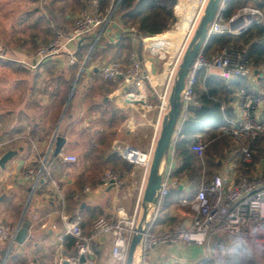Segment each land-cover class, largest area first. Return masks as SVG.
<instances>
[{
  "label": "built area",
  "instance_id": "1",
  "mask_svg": "<svg viewBox=\"0 0 264 264\" xmlns=\"http://www.w3.org/2000/svg\"><path fill=\"white\" fill-rule=\"evenodd\" d=\"M208 1L196 0L194 21L181 49L171 63L167 80L161 92L154 74L146 67L136 52L129 56L127 64L120 61H109L91 68L92 71L96 70L101 80L118 82L124 101L129 103L132 108L149 98L145 92L149 87L158 96L159 111L150 148L140 150L126 144L118 151L122 160L142 171L139 199L132 215L118 213L117 216L96 218L90 232L86 233L80 218H69L65 214L63 188L51 174L46 163L47 158H40L36 165L26 170V176L32 180L34 190L40 187L49 188L52 196L62 203L63 230L58 237L55 249L61 251L65 242L68 239H73L74 253L68 256L60 253L56 264H81V258H84L85 264H95L94 244L101 239H105L110 244L114 264H125L131 241L136 235H140L141 238L134 256V264H149L151 251L164 245L194 244L204 249L203 256L197 260L177 261L182 264H226L237 244L247 245L264 253V176L261 174V176L253 178L247 169V166L255 164L254 153L261 138L264 137V120L261 118L262 111L260 109L263 94H254L241 86L232 94V101L238 106V113L235 117L228 116L226 110L230 107L223 105L221 111L224 114V123L218 129L220 135L229 136L239 142V158L231 161L221 173L211 176L210 179H205L206 174H204L203 182L195 198L181 200V205L190 208L193 213V218L188 225L160 228L158 226L159 213L165 208L170 191L179 185L172 176L174 158L170 150L163 165V179L160 190L157 192V202L150 209L146 227L144 229L139 227L141 221L138 219L140 203L147 184L162 121L169 109L168 102L172 87L184 52L204 14ZM226 1L220 2L216 16L208 28L207 40L212 35L240 34L252 26L259 25L264 20V15L259 9L246 5L240 8L229 21H226L223 16ZM119 2L120 0L102 15L99 11V0H87L86 7L77 18L73 29L68 34H60L58 39L42 49L38 53L39 58H36V64L24 65L35 69L38 64L54 58L61 62L65 61L69 65L77 64V48L83 40L87 36L94 35V48L100 38L106 37L111 27L115 25L114 13ZM176 26L177 22L171 30L176 29ZM146 39L141 41L145 50L151 49L150 53L152 55L159 54L160 59L166 57L168 48L155 51L145 43ZM205 44L186 77L181 93L183 117L180 126H178L179 123L177 125V133L185 119L187 110L200 104V94L196 91L199 72L205 71L210 76L222 79L225 83L240 79L249 85L256 84L261 77L258 73L256 74L258 70L249 64L245 54L223 48L209 59L204 54ZM84 69L85 66L83 71ZM83 71L80 72V75L84 74ZM4 145L5 143H0V148ZM206 145L199 138L192 146L193 152L200 160L204 158ZM60 157L66 163L78 162L75 155L60 153ZM102 185L121 189L124 186V177L117 171L107 170L103 173ZM86 190L89 191V189ZM0 241L8 244V255L15 243V233L9 225L0 224Z\"/></svg>",
  "mask_w": 264,
  "mask_h": 264
},
{
  "label": "crops",
  "instance_id": "2",
  "mask_svg": "<svg viewBox=\"0 0 264 264\" xmlns=\"http://www.w3.org/2000/svg\"><path fill=\"white\" fill-rule=\"evenodd\" d=\"M174 15L177 20L176 27H178L181 23L180 17L175 12ZM19 19H22V15L19 17ZM193 21L194 20L192 17L188 30L191 27ZM11 29L15 32L17 29L16 25L11 26ZM168 32L169 31L162 33L161 35L165 36ZM68 33H64V35ZM5 37L6 34L0 33V71H4V74L0 76V143H5V145L0 148V158L8 150L17 151V154L7 163L4 169H0V224L9 225L15 235L23 220L29 219L31 221V227L27 240L22 245L16 246V244H14L8 255V244L4 241H0V264H3L4 262L5 264H56L57 257L60 253L66 256L74 253L73 245H71V247L69 246V239L67 242H65L61 251L55 249V245L58 243V237L63 230L62 203L61 201L57 200V198L52 196L49 188L40 187L34 190L32 180L26 176V170L29 167L36 165L40 158H48L49 155L53 154L55 148L54 137L55 134L58 133L61 124H63L64 128H67L69 124L79 122V124H75L76 126L73 125L76 133H72L71 135H68L67 138H65L66 144L63 147L61 153L66 154L65 152L70 148H79V133H82V131H86L88 135L90 134L91 137H95V139L98 136L108 135L111 132H115L112 148L119 156L118 151L122 148H119L120 144L122 145V141L119 139V136L122 134V129L117 127L122 124L124 120H126V116L123 114V112L126 110V107L131 110L133 108L129 103L124 101L122 89L118 82L103 81L101 78H99L96 70H91V68H94L100 64H98L99 62L97 63L96 60H93V62L91 60L90 62V60H88L90 59V53H88L80 65L77 78L74 83L76 87L79 86L83 89V91L80 93L81 99L79 100V102H81V106L78 104V108H80L79 112H77V115L71 112L72 119L69 121V123L66 124V122L62 121L57 129L51 133V130L48 126L49 123L47 122L48 120H46L47 118L43 115V107H45V98L43 96L44 91L39 92L38 89L39 77H37V75L38 70H40V66L43 64H38L35 69L22 64L20 60H17L16 49L11 51L10 49L8 50V48H5V46H1L4 40L6 42ZM2 38H4V40ZM104 38L107 40L106 43L117 42L119 38V27L116 23L111 27ZM185 38L186 37H184L180 43L176 45H169L167 47L169 50L168 54L165 58L161 59L159 68H155L153 66V61L151 59H147V57L144 55V51L146 50L143 46V43L141 42L142 50L141 53H138V55L141 59L145 58L144 63L151 73L154 74L155 72L158 75H162L164 79L160 83L166 82L167 75L164 74H168L169 68L172 65L171 63L175 59L178 51L181 49ZM135 44L139 45V41L136 39L133 40L134 47ZM105 46L106 45H102L101 48L103 49ZM78 50L79 47L77 48V53ZM90 52H92V50ZM9 54H14L13 58L11 57L12 55ZM8 56L11 58H8ZM53 60L55 63H57L55 65L58 68L62 67L65 69L64 67L70 68L74 66L66 64L65 61L61 62L55 58ZM6 61L19 64H7ZM84 66L85 69L83 71ZM22 69H26L31 73L35 72L33 73L34 76L30 78L31 80L28 79V83L30 85L29 92H27L25 94L26 97L24 96L23 98L26 100V106L22 105L21 101L18 104L16 102L18 91H20L22 86L26 84V80L22 78L21 75V77L19 76L17 78V74H22ZM81 70L84 73L83 75H80V72H82ZM10 71L13 74V77L6 76L8 73H10ZM257 73L259 74V71H257L256 74ZM261 78L262 76L260 77V80H258V82L254 85L247 84L248 89L245 87L244 88L250 92H253L254 94L262 93L264 95V92L261 90L259 85ZM34 84L37 86L36 88H34ZM113 86H115L113 90L107 91L109 87ZM236 90L237 88L232 94H234ZM13 92L14 94H12ZM88 92H94L95 95L93 97V102H101L103 106L106 107V109L101 108L90 111L87 99ZM34 94L41 95V100L38 104L40 107L35 101L33 102V99L35 98ZM232 94L228 106L230 107L229 109L231 110L232 116L235 117L239 110L238 106H236L232 101ZM114 101L118 106L111 107L110 102ZM13 103L15 105H13ZM260 109L262 111L261 118L264 120V98L262 99ZM113 110L120 111L125 116V119L117 127L111 129L99 121L102 119V117L108 120L110 118L109 113ZM105 111L107 113L103 115ZM36 113H40L44 123L40 122ZM125 113L128 112L125 111ZM64 115L65 114H63V116ZM129 115L133 116V112L131 111L128 113V116ZM75 117H78V120L74 119ZM153 138L154 134L147 149L145 150L150 148ZM235 142L237 147L234 149L229 148L228 151L225 150V154L229 155L228 161H225V164L219 161V167L224 165L225 168L231 161L239 158L240 144L236 140ZM230 152H232V154H230ZM262 162L264 165V159H262ZM73 166L74 165L70 166L69 164L66 165L63 163V161L59 160H54L48 165L51 174L60 182L63 188L64 201H66L65 190L75 188V183L81 174L84 176L87 175V173L84 174L85 170H83L84 172L79 175L69 172ZM175 167L176 162L174 161V168ZM100 182L101 183L96 185V187H92V185L89 183H86L83 186L82 207L84 205L85 207L89 206L93 209L95 208L102 213V216H117L118 213H124L127 216H130L128 214L130 213L132 215L137 205V196H135L131 189L105 187L102 185V177L100 178ZM179 184L180 190H182L183 193L179 196H171L169 204L166 205L165 208L159 213V227L165 226L168 228H176L186 226L193 218V213L190 208L189 213L183 212L181 209H179V207L182 206L181 200L188 197L186 193L189 190L187 181H181ZM86 189H89V191ZM63 208L65 210V214L69 218H73L67 213L65 205ZM184 213L188 216H186L184 219L185 222L180 224V221L182 220L179 221V219L182 218L179 217L182 214L184 215ZM91 226L92 223L85 226V232H90ZM94 253L95 264H114V261L111 257L110 244L105 239H101L94 244ZM203 254L204 249L194 244L158 246L151 251L149 256V264H175L178 260L194 261L201 258Z\"/></svg>",
  "mask_w": 264,
  "mask_h": 264
},
{
  "label": "trees",
  "instance_id": "3",
  "mask_svg": "<svg viewBox=\"0 0 264 264\" xmlns=\"http://www.w3.org/2000/svg\"><path fill=\"white\" fill-rule=\"evenodd\" d=\"M48 1L50 4L63 2L59 12L51 10L53 15L58 16V20L60 15H64L67 10L75 12L83 5L86 7L87 3V0ZM99 2V11L103 15L112 5L116 4L118 0H113V3L112 0H99ZM176 4L177 0H120L114 13V19L119 27V38L117 42L105 43L106 46L102 49V45H100V42L104 39V37H102L93 48L95 36H87L79 46V60L82 61V56L88 54L91 50L92 53L90 59L94 58V53L99 49H106L110 50L112 55L116 57V59H112L114 61H120L117 60V58L126 56L125 63H123L127 64L129 56L135 50L133 45L134 39L138 40L141 45L142 39H151L152 37L169 31L175 25L177 20L174 15V7ZM246 5H251L259 9L264 15V0H227L226 8L223 13L224 19L229 21L240 8ZM28 14L30 17L35 15L38 17L35 20V24H31L32 26H37L41 22L50 24L52 21L50 18L47 19L45 16H40V10L38 8L28 12ZM22 24L23 20L21 19L19 21V26H22ZM31 25L28 27H32ZM61 27V25L57 26V28ZM5 48H8L6 44ZM223 48H228L229 50L246 55L249 64L258 70L259 74L262 76L259 85L264 92V20L259 25L252 26L240 34L212 35L205 44L204 54L207 58L211 59ZM6 62L7 64H11L10 61ZM80 65L81 64L77 63L70 67L66 76L63 70H61L62 74L60 73L56 76L55 71L58 67L55 64L43 65V67L46 66V70L50 73V76H52L48 83L46 94L48 97L47 100L52 102L54 112L49 114L46 110L44 113V116L48 120L51 133L58 127L62 107L68 102L76 80L77 74H75L74 71L76 70V73H78ZM240 86L248 89L246 82L240 79L225 83L222 79L210 76L205 71H201L198 74L196 91L200 94V104L187 110L185 119L171 147L173 158L176 162V167L172 172V176L177 179L178 183L181 181H187L189 185V190L186 193L188 197L185 199H194L200 189L204 179L202 163H205L204 168L206 167L209 175L213 174V169L219 168V161H214L209 157V149L211 146L218 145L222 140L231 138L229 136H222L218 132L220 125L224 123V114L221 111V107L223 105L228 106L231 94ZM50 87H53V89H50ZM94 95V92H88L87 94L89 110L91 111L93 109L101 108L106 109L101 102H93ZM70 109L71 102L66 111L65 118L63 119L66 124L72 119ZM106 113L107 112L105 111L103 115ZM226 113L228 116L232 117L229 108H227ZM109 114L110 118L108 120L102 117L99 122L111 129L117 127L125 119V116L118 110H113ZM38 119L42 123L40 115H38ZM75 124H79V122L71 123L67 128H64L63 124H61L57 136L67 138L68 135H71L72 133L75 134L76 131L73 127ZM114 134L115 132H111L108 135H101L95 139V137H91L90 134L88 135L86 131L79 133V144L84 147L82 157L84 162L88 164L85 169L87 175L84 176L81 174L75 183V188L66 192L65 209L70 217H78L81 219L83 229L88 224L93 223L96 218L102 216V213L95 208L93 209L89 206L85 207L84 205L82 207L83 186L86 183H89L92 187H96V185L100 184V178L102 177L105 168L132 169L133 167L123 161L112 148ZM203 135L207 138V145L204 158L203 160H200L193 152L192 146L199 138L203 140ZM262 141H264V139L260 142ZM258 154L264 158V150L260 148L259 145L254 153L255 160L258 158ZM54 160L63 161L60 155L54 156L51 154L46 160L47 165ZM63 163L71 166L78 162L66 163L63 161ZM252 167L253 165H249L247 166V169L249 170ZM179 186L180 184L177 188L170 191L165 206L169 204L171 196H179L183 193ZM69 241V246L71 247V245H73V239H69ZM249 248L250 246L242 244L234 246L226 264H264V253L258 250V252L263 255H257ZM175 264L182 263L177 262Z\"/></svg>",
  "mask_w": 264,
  "mask_h": 264
},
{
  "label": "rangeland",
  "instance_id": "4",
  "mask_svg": "<svg viewBox=\"0 0 264 264\" xmlns=\"http://www.w3.org/2000/svg\"><path fill=\"white\" fill-rule=\"evenodd\" d=\"M62 3L50 4V2L48 0H0V33L6 34V37H5L6 43H5L4 38H2L4 41L2 40L3 42H2L1 46L4 47L6 44L11 51L16 49L17 50V60L22 61V64H36V62H37L36 58L38 57V53L42 49L48 47V45L51 42L58 39V36L60 34H64L66 32L68 33V31H71L73 29L75 23H76L77 18L79 17L81 12L85 9V5H83V6L79 7V9L75 12H70L69 10H67L64 15H60L59 20H58V16L53 15L51 10H55L56 12H59V10L61 9V5H63ZM184 5H180V7H179L180 9H178V11H176V14L180 17V22H181L178 26L179 29L177 30V28H176V29L171 30L172 29L171 28L169 30V32L165 35L164 39L162 36L159 37L158 39H160V40H168L169 39L172 41L171 45H174V44L176 45V44L180 43L181 40H183L184 37L182 38V36H183L185 29L189 25V20L192 16V11L197 6L196 0H185ZM36 8H38L40 10V16L42 15V16H45L47 19L50 18L52 20L50 24H47L46 22H41L37 26L31 25V24H35V20L38 17H37V15L30 17L28 12L33 11ZM183 9H185V10H183ZM180 12H181V16H180ZM21 15H22L23 24H22V26H19V20H20L19 17ZM2 17H4V18H2ZM13 25H16V28H17L15 32L12 31V29H11V26H13ZM30 25L32 27H28ZM60 25L62 27L57 28V26H60ZM166 37H168V38H166ZM155 39H156V37H155ZM147 40H150V39H147ZM152 41H154V38L152 39ZM106 42H107V40L104 38L100 42V45H105ZM167 43H169V42L167 41ZM150 48H153L155 51H160V50L162 51V49H165V50L167 49L166 45H163V44L157 45V46L151 45ZM141 50H142L141 45L135 44V51L134 52L141 53ZM150 50L144 51V55L147 57V59H151L153 61V66L155 68H159L160 64H161V59L159 57L160 55L159 54L152 55L150 53ZM89 53L91 56L92 52H89ZM9 55H12L11 57L13 58L14 54H9ZM86 55H88V54H84L82 56L83 60L85 59ZM90 56H89V58H90ZM11 57L8 56V58H11ZM125 57L126 56H122L120 58H117V60H120L121 63H123V62L125 63ZM112 59H116V57H114V55H112V52L110 50L99 49L98 51H96L94 53V58L88 59V60H90V62H91V60H92V62H93V60H96L97 63L99 62L98 64H102L103 62L114 61ZM144 59L145 58H142V62H145ZM78 60H79V58H78ZM83 60L82 61L79 60V64H82ZM11 64H19V63H11ZM40 64L45 65V64H57V63H55V61L52 59V60H47L45 62H42ZM43 65L40 66V70H38L37 77H39V80H38L39 92L44 91L43 92V96L45 98V107H43V115H44L46 110L48 111L49 114H52L54 112L53 111L54 108H53L52 102L47 100L48 97L46 94L47 86H48V83L50 82L52 76H50V73L46 70V66L43 67ZM64 68L65 69H63L62 67H59L55 71L56 76L60 73L62 74L61 70L64 71L65 76H66L68 74L69 68H67V67H64ZM74 72H75V74H77L76 70ZM10 73H11V71H10ZM10 73H8V75H6V76L13 77V74L12 73L10 74ZM17 73H18V71H17ZM33 73H35V72H33ZM33 73H31L30 71H27L26 69H22V74H17V78L21 75L22 78H24L26 80V84L23 85L22 88L20 89V91H18V93H17L18 94L17 99H16L17 104L20 103V101H21L22 105H25V106L27 105L26 100H24L23 98H24L25 94L27 92H29L30 85L28 83V81H29L28 79H30L32 76H34ZM2 74H4V71H0V76H2ZM164 75H167V74H164ZM154 76H155L156 82L159 83V88H160L159 91L161 92L163 90L165 84L160 83V82L164 78L162 77V75H158L155 72H154ZM76 78H77V75H76ZM46 80L48 83L46 82ZM36 87L37 86L34 84V88H36ZM114 87L115 86L109 87V89L107 91L113 90ZM50 89H53V87H50ZM81 91H83V89L81 87H79V86L76 87L75 84L73 85V88H72L71 94H70V98H69L68 102L62 107V113H61V117H60L58 126L61 124V122L65 118L66 111L68 109L70 102H71L70 112H72L75 115H77V112H79L80 108H78V104H80V106H81V102H79V100L81 99L80 98ZM145 92L149 96V98L147 100H145L143 103H139L132 110L126 107L125 111H127L128 113H130L132 111L133 116H130V115L128 116V113H125V111L123 112V114L126 116V120H124V122L117 127V128L122 129V134L119 136V139L122 141V145L120 144L119 148L123 147L124 144H129V145H132V146L139 148L140 150H145V149H147L150 141L152 140V136L154 134V125H155L156 119L158 117V111H159L158 96H157V93L155 91H153L151 87L147 88V90ZM12 94H14V92ZM40 100H41V95L36 94L35 98L33 99V102L35 101L38 105L40 103ZM13 105H15V104L13 103ZM38 106L40 107V105H38ZM110 106L116 107L118 105L114 101V102H110ZM36 114L40 115V113H36ZM63 114H65V115L63 116ZM182 117H183V113H181L178 126H180V124H181ZM74 119L78 120V117L77 118L75 117ZM42 122H43V119H42ZM48 126H49V124H48ZM125 126H126V128H125ZM177 134L178 133H177V129H176V132L174 133V136H173V140L177 137ZM203 137H204L203 142L206 143L207 138H205L204 135H203ZM263 139H264V137L261 138V140H263ZM235 147H237L235 140H233L231 138L226 139V140H222L218 145L210 147L209 157L212 158V160H214V161H221L223 164H225V161H228V158H229V155L225 154V150L228 151L229 148L234 149ZM259 147L264 150V141L259 142ZM83 148L84 147L79 146V148H70L65 152L66 153L65 155H75L78 158V163L75 164L73 166V168H71L69 170V172L79 175V174L83 173L84 172L83 170H85L87 168L88 164H86L84 162V159L82 157ZM262 159H264V158H262V156L260 154H258V158L255 160V164L253 165L252 168H250L248 170L249 174L253 178H257V177L261 176V174L264 176V165H263ZM201 163H202V161H201ZM202 166H203V175L206 174L205 179H210L211 176H213L215 174H219L224 170V165H222L221 167H219L217 169H213V171H212L213 174L209 175L207 173L208 171H207L206 167L204 168L205 163H202ZM107 170L117 171L123 175L124 186L122 187V189L130 188L131 191L135 194V196H137V202H138V197H139L138 191L140 190V187H141V171H140V169L135 168L134 166L132 167V169H127V168L117 169V168L108 167V168L104 169V172ZM86 173L87 172H85L84 174H86ZM101 175H102V173H101ZM67 191L68 190L66 189L65 192H67ZM179 209H181L183 212H186V213L190 212L188 207H182L181 206V207H179ZM142 212H143V210H142L141 203H140V209L138 212V219H141ZM128 214L131 215L130 213H128ZM186 216H188V215H185V213H184V215L183 214L180 215L179 218H182V219H179V221L182 220V221H180V224H183L185 222L184 219L186 218ZM176 220H178V219H176ZM160 228H168V227H165V226L161 227L160 226ZM249 249L251 251L255 252L257 255H263L262 253L258 252V250L253 248V247H250Z\"/></svg>",
  "mask_w": 264,
  "mask_h": 264
},
{
  "label": "water",
  "instance_id": "5",
  "mask_svg": "<svg viewBox=\"0 0 264 264\" xmlns=\"http://www.w3.org/2000/svg\"><path fill=\"white\" fill-rule=\"evenodd\" d=\"M222 0H209L208 4L202 15L189 43L184 52L182 62L179 66L176 79L174 81L171 95L168 102V112L164 115L161 130L158 139L155 144L152 164L147 180V184L142 196L141 207L142 217L140 221V229L146 227V220L149 215L150 209L157 202V192L160 190L162 179H163V165L166 158L169 155L173 144V136L176 132L177 125L181 116L182 102L181 93L185 86L186 77L190 68L192 67L195 59L197 58L201 48L207 41L208 28L216 13L219 9L220 2ZM257 72V71H256ZM55 148L54 156L60 155L63 147L66 144V139L55 134ZM17 151L8 150L0 158V169H4L7 163L16 156ZM31 227V221L29 219L23 220L15 235V243L22 245L29 237V230ZM140 235H136L130 244L125 264H134V256L136 253L137 246L140 242ZM84 258H81V264H84ZM66 264V263H65Z\"/></svg>",
  "mask_w": 264,
  "mask_h": 264
},
{
  "label": "bare ground",
  "instance_id": "6",
  "mask_svg": "<svg viewBox=\"0 0 264 264\" xmlns=\"http://www.w3.org/2000/svg\"><path fill=\"white\" fill-rule=\"evenodd\" d=\"M184 2H185V0H178V4L175 6V8H174V11L176 12V11H178V9H180L179 7H180V5H184ZM185 6V5H184ZM196 8V7H195ZM195 8L193 9V11H192V16H191V18H190V20H189V24H190V22H191V19H192V17H193V15H194V12H195ZM183 10H185V9H183ZM182 10V11H183ZM181 11V12H182ZM181 12H180V16H181ZM188 27H189V25H188ZM188 27L185 29V31H184V33H183V37H186V35H187V33H188ZM179 29V27H177V30ZM163 37V39H164V37L165 36H163V35H157V36H155L156 37V39H155V37H154V41H152V39H150V40H147L146 39V41H145V43L146 44H148V46H151V45H153V46H157V45H166V46H169V45H171V43H172V41L171 40H160V39H158L159 37ZM166 38H168V37H166ZM171 38V37H170ZM164 41V42H163ZM166 41V42H165ZM167 41L169 42V43H167ZM182 41V40H181Z\"/></svg>",
  "mask_w": 264,
  "mask_h": 264
}]
</instances>
